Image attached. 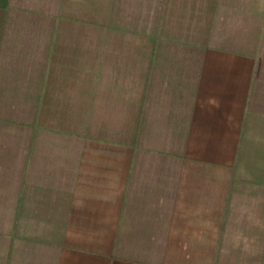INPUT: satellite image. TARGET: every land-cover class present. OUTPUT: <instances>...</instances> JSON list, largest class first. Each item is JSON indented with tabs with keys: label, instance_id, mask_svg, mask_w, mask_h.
Returning <instances> with one entry per match:
<instances>
[{
	"label": "crops",
	"instance_id": "0c3cea01",
	"mask_svg": "<svg viewBox=\"0 0 264 264\" xmlns=\"http://www.w3.org/2000/svg\"><path fill=\"white\" fill-rule=\"evenodd\" d=\"M0 264H264V0H0Z\"/></svg>",
	"mask_w": 264,
	"mask_h": 264
},
{
	"label": "rangeland",
	"instance_id": "374dc122",
	"mask_svg": "<svg viewBox=\"0 0 264 264\" xmlns=\"http://www.w3.org/2000/svg\"><path fill=\"white\" fill-rule=\"evenodd\" d=\"M245 38H247V37L238 38L237 36H233V37L226 38V39L229 40V41H233L235 44H237L240 40H244ZM214 39L218 40V41L226 40L224 38H214Z\"/></svg>",
	"mask_w": 264,
	"mask_h": 264
}]
</instances>
